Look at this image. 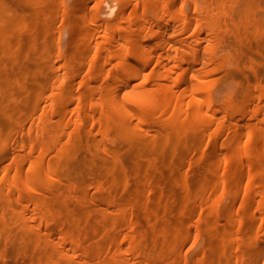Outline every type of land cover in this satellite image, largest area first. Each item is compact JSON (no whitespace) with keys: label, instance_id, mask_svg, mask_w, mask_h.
<instances>
[{"label":"bare ground","instance_id":"1","mask_svg":"<svg viewBox=\"0 0 264 264\" xmlns=\"http://www.w3.org/2000/svg\"><path fill=\"white\" fill-rule=\"evenodd\" d=\"M109 1L0 0V264H264V0Z\"/></svg>","mask_w":264,"mask_h":264},{"label":"rangeland","instance_id":"2","mask_svg":"<svg viewBox=\"0 0 264 264\" xmlns=\"http://www.w3.org/2000/svg\"><path fill=\"white\" fill-rule=\"evenodd\" d=\"M66 1H67V2H68V1H69V2H73L74 0H71V1H70V0H66ZM111 1H112V0H110L109 2H111ZM253 43H254V42H253ZM263 58H264V43H263ZM156 147H158V146H156ZM145 152H146V151L141 152V154H142V153H145ZM138 153H139V152H138ZM138 153H137V154H138ZM139 154H140V153H139ZM131 156H132V157H136V154H131ZM154 157H155V159H156L155 162H156L157 166H160V164H163V163H164V164H165V163L167 164L168 161H170V158H169L168 156H167V157H164V158H161V159H159L160 157H159V158H158V157L156 158V156H154ZM154 157H153L152 160H154ZM152 160H151V161H152ZM142 161H143V160H142ZM144 162H145V161H144ZM144 162H142L143 165H144ZM145 163H146V162H145ZM158 164H159V165H158ZM165 174H166V175H165ZM167 176H168L167 173L164 172L163 175L160 177V179H161V180L164 179V181H166ZM168 178H169V177H168ZM119 191H120V189H119ZM119 191H118V192H119Z\"/></svg>","mask_w":264,"mask_h":264}]
</instances>
